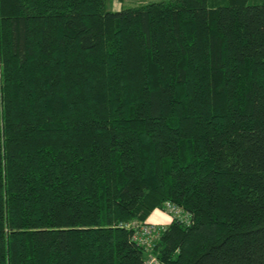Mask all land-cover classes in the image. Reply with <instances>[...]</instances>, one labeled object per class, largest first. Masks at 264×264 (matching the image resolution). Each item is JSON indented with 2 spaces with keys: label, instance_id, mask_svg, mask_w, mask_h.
<instances>
[{
  "label": "trees",
  "instance_id": "trees-1",
  "mask_svg": "<svg viewBox=\"0 0 264 264\" xmlns=\"http://www.w3.org/2000/svg\"><path fill=\"white\" fill-rule=\"evenodd\" d=\"M167 204L157 264H264V0H0V264H146Z\"/></svg>",
  "mask_w": 264,
  "mask_h": 264
},
{
  "label": "rangeland",
  "instance_id": "rangeland-1",
  "mask_svg": "<svg viewBox=\"0 0 264 264\" xmlns=\"http://www.w3.org/2000/svg\"><path fill=\"white\" fill-rule=\"evenodd\" d=\"M149 1H163V0H106V7L109 10H119L123 7L137 6V5L149 2ZM212 1H214V0H212ZM217 1H220V0H217ZM256 1H260V0H249V3H256ZM154 211H156V212H154ZM170 212H172L171 215H170ZM155 213H158L159 215L161 214L163 217H165L164 213H168L171 216V218H172L173 214L179 215L178 214L179 211L176 208H172L171 210H169V209L168 210H162L159 208H155V210H153V213L151 212L150 215L148 216L149 219H147V224L155 227L156 232H159L160 229L164 228L171 221L162 220L161 215H160V219H159V215L155 217ZM152 221H154V222H152ZM131 225L133 226V223H131ZM135 228H137V227H135ZM157 236H158V234H157ZM157 236L154 237L153 239H151L152 240L151 242L149 241L148 243L147 242L145 243L146 248L148 249V250H146V252H147L146 258L150 259L151 257H154L155 258V264H157L156 256L149 254V253L151 250V246H152L153 242L155 241V239L157 238Z\"/></svg>",
  "mask_w": 264,
  "mask_h": 264
},
{
  "label": "built area",
  "instance_id": "built-area-1",
  "mask_svg": "<svg viewBox=\"0 0 264 264\" xmlns=\"http://www.w3.org/2000/svg\"><path fill=\"white\" fill-rule=\"evenodd\" d=\"M172 208H175L174 206H171L170 204H167V209L171 210ZM133 227L138 228V240L145 244L146 242L148 243L149 241L151 242L154 237L157 236L158 232L155 231V227L150 226L148 224H141L138 225L136 223H133ZM146 264H155V258L151 257L150 259L146 260Z\"/></svg>",
  "mask_w": 264,
  "mask_h": 264
},
{
  "label": "crops",
  "instance_id": "crops-1",
  "mask_svg": "<svg viewBox=\"0 0 264 264\" xmlns=\"http://www.w3.org/2000/svg\"><path fill=\"white\" fill-rule=\"evenodd\" d=\"M155 210V209H154ZM154 212H156V211H154ZM152 213H153V211H152ZM165 214V217H163L161 214V217H162V220H168V221H171V216L168 214V213H164ZM159 214L158 213H155V217L156 216H158ZM160 215H159V219H160ZM147 219H149V218H147ZM146 222H147V220H146ZM152 222H154V221H152Z\"/></svg>",
  "mask_w": 264,
  "mask_h": 264
}]
</instances>
